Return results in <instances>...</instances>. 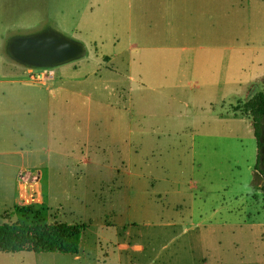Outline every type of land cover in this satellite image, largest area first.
Returning a JSON list of instances; mask_svg holds the SVG:
<instances>
[{
  "label": "rangeland",
  "instance_id": "obj_1",
  "mask_svg": "<svg viewBox=\"0 0 264 264\" xmlns=\"http://www.w3.org/2000/svg\"><path fill=\"white\" fill-rule=\"evenodd\" d=\"M124 1L0 0V95L24 94L17 108L3 100L22 116L0 128V150L26 153H0L11 166L0 222L85 224L77 254L0 253V264H264L257 142L251 116L234 109L264 90V70H252L264 54L244 61L230 100L154 91L126 50ZM114 2L112 27L96 22ZM43 35L82 54L43 66L14 53L15 40Z\"/></svg>",
  "mask_w": 264,
  "mask_h": 264
},
{
  "label": "crops",
  "instance_id": "obj_2",
  "mask_svg": "<svg viewBox=\"0 0 264 264\" xmlns=\"http://www.w3.org/2000/svg\"><path fill=\"white\" fill-rule=\"evenodd\" d=\"M76 1L70 0L72 4ZM127 1L130 16L125 22L126 50L145 79H154V91L168 87L174 92L196 93L204 89L219 92L222 102L230 100L239 95L240 72L249 68L244 61L252 54H264V0H125L118 5ZM116 5L117 2L104 4L98 9L102 16L95 21L112 27L119 15L112 11L106 15L104 6ZM258 62L261 64H255L252 70L261 77L264 68ZM253 76L252 87L254 73ZM11 92L14 94L10 98L0 95V128L5 132L11 130L10 125L16 126V117L22 116V111L15 108L24 94L14 88ZM74 97L80 100L79 95ZM4 98L13 101L15 108H9ZM0 153L5 158L26 154L13 150ZM22 164L25 181V173L31 170ZM0 167L5 170L0 178H6L10 162L1 160ZM25 186L23 182L24 189Z\"/></svg>",
  "mask_w": 264,
  "mask_h": 264
},
{
  "label": "trees",
  "instance_id": "obj_3",
  "mask_svg": "<svg viewBox=\"0 0 264 264\" xmlns=\"http://www.w3.org/2000/svg\"><path fill=\"white\" fill-rule=\"evenodd\" d=\"M252 118L257 142L255 170L264 180V90L255 93L242 107ZM264 192V183L261 186ZM31 211V207H25ZM85 224L47 223L39 219L31 223L18 221L0 222V253L32 252L77 254L80 250Z\"/></svg>",
  "mask_w": 264,
  "mask_h": 264
},
{
  "label": "water",
  "instance_id": "obj_4",
  "mask_svg": "<svg viewBox=\"0 0 264 264\" xmlns=\"http://www.w3.org/2000/svg\"><path fill=\"white\" fill-rule=\"evenodd\" d=\"M12 49L26 62L43 66L70 60L82 52L80 44L56 35L18 39L13 42Z\"/></svg>",
  "mask_w": 264,
  "mask_h": 264
},
{
  "label": "bare ground",
  "instance_id": "obj_5",
  "mask_svg": "<svg viewBox=\"0 0 264 264\" xmlns=\"http://www.w3.org/2000/svg\"><path fill=\"white\" fill-rule=\"evenodd\" d=\"M87 25V24H86ZM82 54V52L79 54V55H77V56H80ZM43 90H46V88H44L43 87ZM49 254V253H48ZM12 255H13V253H12ZM52 255H54V254H52ZM27 256V255H26ZM47 257H49V258H53V259H61L62 257L60 256V257H55V256H48V255H46ZM1 258V257H0ZM40 258H42V257H40Z\"/></svg>",
  "mask_w": 264,
  "mask_h": 264
}]
</instances>
